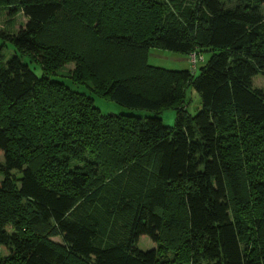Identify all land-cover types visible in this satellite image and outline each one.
Returning <instances> with one entry per match:
<instances>
[{
  "label": "trees",
  "instance_id": "trees-1",
  "mask_svg": "<svg viewBox=\"0 0 264 264\" xmlns=\"http://www.w3.org/2000/svg\"><path fill=\"white\" fill-rule=\"evenodd\" d=\"M68 5L0 0L27 20L0 31V264H264V0H103L61 23ZM152 49L211 57L197 75Z\"/></svg>",
  "mask_w": 264,
  "mask_h": 264
},
{
  "label": "rangeland",
  "instance_id": "rangeland-1",
  "mask_svg": "<svg viewBox=\"0 0 264 264\" xmlns=\"http://www.w3.org/2000/svg\"><path fill=\"white\" fill-rule=\"evenodd\" d=\"M83 1H86L82 3ZM103 0H64V2H67L68 9L66 11V15L60 17L59 21L61 23L64 22L65 17L69 15V13H73L77 9L79 11H82L80 9L84 8H90L94 9L97 8L100 2ZM82 3V4H81ZM75 8V9H74ZM0 31H8V32H16L21 26H24L27 22V20L23 17L22 14H19L13 21L9 20V17L7 14L4 13L2 10V7H0ZM93 15L97 17L96 11L93 12ZM94 19V18H93ZM95 20V19H94ZM105 27L107 29L110 28V25L107 23H104ZM85 28H88V26H84ZM1 40V39H0ZM2 46L0 42V47ZM10 51H7V57L11 56L13 54V50L11 47H9ZM139 53H134L136 57ZM141 54V53H140ZM204 60L199 61L201 62L198 64L197 68L191 63L188 56L177 54L168 50H161V49H152L150 50L148 54V65L166 69L170 71H188L194 72L198 75L200 67H202L206 62L210 59L211 55L210 53H204L203 55ZM204 62V63H203ZM65 68L67 70H73L74 64L68 63L65 65ZM54 79L61 80L68 88H70L73 91H78L82 93H87V89L84 86H78L72 83V81L67 77H55ZM254 85L257 88H262L264 86V79L263 77L259 76L255 79ZM186 95V101H187V109L190 114L196 115L198 113V110L200 108V97L198 93L194 89H187L185 92ZM94 104L95 106L100 110L101 114L103 115H135V116H141L146 117L152 115L149 112L146 111H137V110H131L127 109L125 107H122L120 105H117L116 103L107 101L103 98L94 97ZM161 119L163 121L164 126L166 127H174L176 124V112L174 110H166L161 114ZM3 160V154L0 153V162ZM54 242L61 243V240L59 238H54ZM140 249L142 250H150L152 248H155V244H153L148 238H142L139 244Z\"/></svg>",
  "mask_w": 264,
  "mask_h": 264
},
{
  "label": "built area",
  "instance_id": "built-area-1",
  "mask_svg": "<svg viewBox=\"0 0 264 264\" xmlns=\"http://www.w3.org/2000/svg\"><path fill=\"white\" fill-rule=\"evenodd\" d=\"M203 59L202 58H200V59H197L194 55L192 56V59H191V62H192V64L194 65V66H196V63L198 62V61H202Z\"/></svg>",
  "mask_w": 264,
  "mask_h": 264
}]
</instances>
